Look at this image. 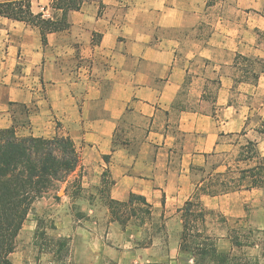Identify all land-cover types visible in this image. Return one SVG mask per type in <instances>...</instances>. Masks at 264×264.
Returning <instances> with one entry per match:
<instances>
[{"label": "crops", "instance_id": "obj_1", "mask_svg": "<svg viewBox=\"0 0 264 264\" xmlns=\"http://www.w3.org/2000/svg\"><path fill=\"white\" fill-rule=\"evenodd\" d=\"M50 2L32 0V11L60 18ZM263 11L264 0H87L47 45L37 28L0 17V130L22 124L16 104L27 106L20 134L71 137L83 188L101 189L105 177L111 199L144 197L176 221L202 173L193 168L231 137L246 131L264 156ZM246 192L201 200L238 203ZM152 248L129 255L149 262Z\"/></svg>", "mask_w": 264, "mask_h": 264}, {"label": "rangeland", "instance_id": "obj_2", "mask_svg": "<svg viewBox=\"0 0 264 264\" xmlns=\"http://www.w3.org/2000/svg\"><path fill=\"white\" fill-rule=\"evenodd\" d=\"M49 5L52 7V0ZM246 141L245 137H231L226 150H220L209 160L205 172L197 175L195 182L199 183L216 165H221L219 171L225 170L224 163L235 167L236 159L243 158L241 146ZM248 166L247 162L240 164L242 168ZM85 173L83 170L82 174ZM73 180L74 177L70 178L71 183ZM67 186L61 184L34 203L11 256L14 264H120L119 257L124 255V260L130 261L128 264H135L138 255L135 258L129 252L146 253L141 249L149 246L153 248L144 255L150 254L152 259L138 264H196L191 253L179 249L181 213L178 221L169 223V213L135 204V210L128 213L129 218L121 225L113 220L103 188L82 186L78 190L70 184L67 193ZM234 198L208 201L207 208L213 211L207 221L208 234L219 244V239L230 241L228 230H240L241 248L231 252V264H264V191L253 189L236 196L238 203ZM241 213L244 215L239 217ZM248 235L250 239H246Z\"/></svg>", "mask_w": 264, "mask_h": 264}, {"label": "trees", "instance_id": "obj_3", "mask_svg": "<svg viewBox=\"0 0 264 264\" xmlns=\"http://www.w3.org/2000/svg\"><path fill=\"white\" fill-rule=\"evenodd\" d=\"M87 0H52V9L61 12V17H44L42 12L32 11V0H9L0 2V17L25 22L40 31L44 45L47 36L70 28L67 15L70 11H79ZM264 16V11H263ZM17 109L26 115V120L12 127L0 130V264H14L11 255L15 252L16 241L34 203L44 198L50 191L67 184L82 190L83 167L81 156L69 136L52 138L36 137L33 134H20V127L30 125L27 117L30 108L16 104ZM264 138V120L257 130ZM243 131L238 136H245ZM114 150V149H113ZM243 158L236 159V166L224 163L225 170L218 171L221 165L211 171L197 184L195 193L179 210L182 231L180 251L191 253L196 264H231L234 260L231 252L241 248L238 229L228 230L231 242L229 252L218 249L216 240L208 234L207 221L213 211L202 202L201 196L217 197L241 190L262 189L264 191V156L258 149V142L247 140L241 146ZM109 161V156L104 157ZM243 162L247 168L240 167ZM205 172V168H193ZM106 175V174H105ZM74 177L71 183L70 178ZM103 192H108L113 182L103 177ZM135 204L151 207L144 197L131 194L127 201L107 198V206L113 217L123 225L129 218L128 213L135 210ZM252 235L251 232H249ZM246 237V239H250Z\"/></svg>", "mask_w": 264, "mask_h": 264}]
</instances>
